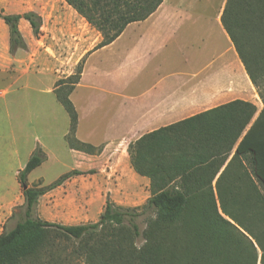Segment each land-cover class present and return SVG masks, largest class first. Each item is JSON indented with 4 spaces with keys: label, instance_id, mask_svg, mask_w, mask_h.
Segmentation results:
<instances>
[{
    "label": "trees",
    "instance_id": "trees-1",
    "mask_svg": "<svg viewBox=\"0 0 264 264\" xmlns=\"http://www.w3.org/2000/svg\"><path fill=\"white\" fill-rule=\"evenodd\" d=\"M101 35L95 50L114 43L132 23L146 20L164 0H65ZM253 2L261 8L258 25L264 23V0H227L222 24L232 39L247 73L263 102L259 111L251 102L236 100L143 135L130 144V164L136 174L150 179L151 196L138 208H125L107 200L98 222L61 225L38 215L41 197L62 186L73 171L48 186L30 187L29 175L48 159L38 145L18 173L24 204L9 220L14 229L0 234V264L35 262L54 246V237L87 242L92 261L102 264H264V29L260 37L242 34L253 28L244 14H253ZM254 16V14H253ZM0 20L8 27L9 51H27L20 23H29L35 38L43 26L34 11L7 14ZM241 32V34H240ZM240 34V36H239ZM85 61L74 73L57 82L54 93L70 117L66 136L73 150L94 155V146L77 138L79 115L70 99L81 81ZM246 193L243 201L239 196ZM142 210L137 213L136 211ZM152 214L141 233L136 222ZM112 233L107 243L95 248L94 237ZM56 236L53 237V235ZM143 237L137 248L134 240Z\"/></svg>",
    "mask_w": 264,
    "mask_h": 264
},
{
    "label": "crops",
    "instance_id": "crops-1",
    "mask_svg": "<svg viewBox=\"0 0 264 264\" xmlns=\"http://www.w3.org/2000/svg\"><path fill=\"white\" fill-rule=\"evenodd\" d=\"M7 3L11 5L18 0H7ZM226 4L227 0H164L146 20L130 24L114 43L97 50L100 33L65 0L57 6L43 8L38 73L10 76L5 80L9 81L8 87L0 91V98L9 97L11 89L23 80L42 73L51 76L49 92L55 94L57 82L69 77L84 60L81 81L70 99L79 115L78 140L98 151L94 155L79 152L71 149L66 141L68 148L64 153L72 160L67 174L80 171L84 175L69 178L41 197L38 212L42 219L61 225H79L74 222L81 206L78 179L85 174L92 176L90 171L95 162H127L132 180L121 177L127 187V197L141 190L150 197V179L139 176L131 167L128 154L131 143L145 134L236 100L256 103L260 98L257 90L222 24ZM61 29L65 33L61 45L59 39L53 43L50 35H59ZM69 131L70 126L65 139ZM13 135L11 154L22 160L14 173L16 180L0 185L1 232L14 209L24 204L18 173L35 150L26 141L18 140L15 132ZM136 135L139 137L135 138ZM38 144L48 159L29 175L30 187L51 185L39 174L53 159L63 162L44 142ZM83 160L87 161L85 167H81ZM104 171L111 179L113 170ZM101 173L98 176L106 179ZM115 187L107 190L105 184L101 186V201L97 206L100 215L109 198L117 205L125 199ZM97 194L95 186L90 184L84 202L94 203Z\"/></svg>",
    "mask_w": 264,
    "mask_h": 264
},
{
    "label": "rangeland",
    "instance_id": "rangeland-1",
    "mask_svg": "<svg viewBox=\"0 0 264 264\" xmlns=\"http://www.w3.org/2000/svg\"><path fill=\"white\" fill-rule=\"evenodd\" d=\"M60 1L18 0V3L10 5L7 3V0H0V9L4 8L7 14H24L30 10L40 15V12L45 6H57ZM65 9L70 10L69 7ZM253 12L254 16L253 14L243 15L242 19L246 25L253 21H255V24L253 28L249 27V30L242 34H250L256 40L257 37H260V29H264V23L262 25L260 24V26L257 23L258 18L261 16V8L258 3L253 2ZM20 29L29 49L27 51H18L15 55H11L9 51L8 27L0 20V70H6L0 73V91L8 87L9 81L5 80H8L10 76H29L33 75L34 72L38 73L39 50L41 48L40 40L42 38L41 36L38 39L34 37L29 23L25 20L21 21ZM58 34H51L50 38L53 43H56L59 39V44L61 45L65 33L61 29ZM63 70L68 71L69 68H63ZM258 79L261 89L264 92V75L260 74ZM50 88L51 76L48 73H42L41 75H34L23 80L13 90L11 89L9 97L4 99L0 98V185L10 184L14 179L16 180L14 173L19 162L22 160V158L19 160L11 154L10 149L14 136L13 132H15L18 140L26 141V144L31 148L35 147L36 149L39 145L38 143L41 141L61 157L62 163H57L53 159L39 174L45 177L47 183H54L70 171L72 160L64 153L65 148H68L64 134L69 130L70 118L56 95L49 92ZM255 104L259 111L263 108L261 98H257ZM137 137L139 135H136L135 138ZM25 158L27 159V157ZM86 164L87 161L83 160L81 167L87 166ZM92 166L93 169L90 171L92 176L89 177L85 174L84 177L78 179L77 187L81 206L78 219L74 221L75 223L84 225L98 222L101 210L97 206L101 201L99 193L102 191L100 189L103 184H105L107 190L109 187L116 186L115 188L119 189L121 194L125 196L120 206L125 208H138L146 203L149 195L143 190L127 197L128 194L125 192L127 191V187L121 181V177L122 180H132V173L127 162L116 164L95 162ZM105 169L109 171L113 170L114 174H112L111 179L107 175V171H104ZM100 173L105 175L106 179L100 178L98 176ZM90 184L95 186L97 190V199L94 203H85L84 198ZM246 196V193L241 194L239 201L242 202ZM82 204H85L86 207H83ZM136 212L140 213L142 210ZM38 215L40 216L39 212ZM152 218H154L152 214H142L137 218L136 222L140 226L141 233L147 228L148 221ZM9 219L3 226L6 231L14 229L18 222V218ZM111 236L112 233L98 235L90 240L89 243L91 246L99 249L102 243H107L110 240ZM86 243L85 241L76 242L66 240L60 235L59 237L56 236L53 239L54 246L48 253L43 254L38 261H28L25 264H102L99 259H94L93 261L90 259L88 251L85 248ZM134 243L137 248H140L144 244L143 237L135 239Z\"/></svg>",
    "mask_w": 264,
    "mask_h": 264
}]
</instances>
